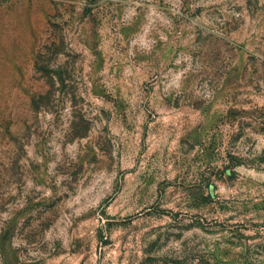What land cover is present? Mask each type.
I'll list each match as a JSON object with an SVG mask.
<instances>
[{
    "label": "rangeland",
    "instance_id": "1",
    "mask_svg": "<svg viewBox=\"0 0 264 264\" xmlns=\"http://www.w3.org/2000/svg\"><path fill=\"white\" fill-rule=\"evenodd\" d=\"M0 264H264V0H0Z\"/></svg>",
    "mask_w": 264,
    "mask_h": 264
}]
</instances>
